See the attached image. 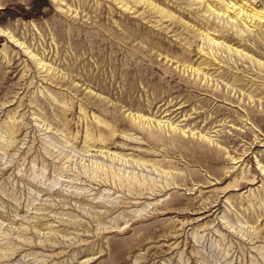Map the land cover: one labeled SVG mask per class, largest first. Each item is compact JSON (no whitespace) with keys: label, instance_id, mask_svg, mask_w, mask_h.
Listing matches in <instances>:
<instances>
[{"label":"rangeland","instance_id":"rangeland-1","mask_svg":"<svg viewBox=\"0 0 264 264\" xmlns=\"http://www.w3.org/2000/svg\"><path fill=\"white\" fill-rule=\"evenodd\" d=\"M0 264H264V0H0Z\"/></svg>","mask_w":264,"mask_h":264}]
</instances>
